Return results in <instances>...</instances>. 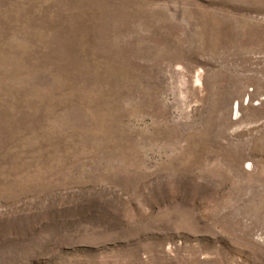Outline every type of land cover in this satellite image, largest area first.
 I'll list each match as a JSON object with an SVG mask.
<instances>
[{
    "label": "rangeland",
    "instance_id": "1",
    "mask_svg": "<svg viewBox=\"0 0 264 264\" xmlns=\"http://www.w3.org/2000/svg\"><path fill=\"white\" fill-rule=\"evenodd\" d=\"M0 264H264V0H0Z\"/></svg>",
    "mask_w": 264,
    "mask_h": 264
}]
</instances>
